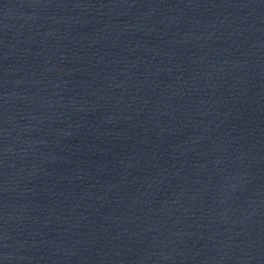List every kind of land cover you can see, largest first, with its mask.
<instances>
[{"label":"water","instance_id":"water-1","mask_svg":"<svg viewBox=\"0 0 264 264\" xmlns=\"http://www.w3.org/2000/svg\"><path fill=\"white\" fill-rule=\"evenodd\" d=\"M0 264H264V0H0Z\"/></svg>","mask_w":264,"mask_h":264}]
</instances>
